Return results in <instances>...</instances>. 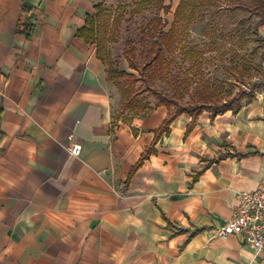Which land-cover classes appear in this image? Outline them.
I'll return each mask as SVG.
<instances>
[{
    "label": "crops",
    "instance_id": "obj_1",
    "mask_svg": "<svg viewBox=\"0 0 264 264\" xmlns=\"http://www.w3.org/2000/svg\"><path fill=\"white\" fill-rule=\"evenodd\" d=\"M102 2L0 0V264H264L216 235L264 178V88L156 139L77 35Z\"/></svg>",
    "mask_w": 264,
    "mask_h": 264
},
{
    "label": "rangeland",
    "instance_id": "obj_2",
    "mask_svg": "<svg viewBox=\"0 0 264 264\" xmlns=\"http://www.w3.org/2000/svg\"><path fill=\"white\" fill-rule=\"evenodd\" d=\"M180 0H103L101 23L114 67L138 75L128 68L124 51L128 42L135 48V58L142 65L146 44L141 31L154 17H161L168 31L173 13ZM170 6L165 14L163 6ZM253 0H185V6L173 30L170 51H165V64L161 73L148 72L149 86L173 98L181 105H191L211 96L209 103H221L234 96L245 85L264 80L261 53L264 45L257 42L255 24L258 17L251 13ZM120 96L121 91L114 86ZM141 82L132 94L140 90ZM255 95V94H254ZM138 100L151 107L156 99L148 92ZM245 100H242V106Z\"/></svg>",
    "mask_w": 264,
    "mask_h": 264
},
{
    "label": "trees",
    "instance_id": "obj_3",
    "mask_svg": "<svg viewBox=\"0 0 264 264\" xmlns=\"http://www.w3.org/2000/svg\"><path fill=\"white\" fill-rule=\"evenodd\" d=\"M184 6L185 0H180L173 13L172 26L168 31H165L166 23L159 16L154 17L143 27L141 31V40L147 46L146 56L142 65H138L136 62L135 48L132 42L127 43V47L124 51V58L128 64V68L137 72V76L124 70H118L114 67L111 52L107 46L108 41L105 39V35L103 34V30H105L106 26L101 23L99 11L101 4L98 5L97 13L94 16L88 17L85 26L77 32L78 37L83 39L84 42L95 45L96 55L105 67L107 81L112 83L121 91V110L123 112L129 111L137 113L144 112L149 109L150 107L142 105V102L138 100V97L145 92H148L156 99L154 104L155 107H166L168 110V117L162 126L156 131V139L158 136L168 131V126L171 122L181 114H186L192 118V121H195L202 112L210 113L211 118H214L216 115L224 114L228 111L236 113L242 107V100H245V104L249 103L254 98L255 92L264 88V80L262 82H253L250 87H247L243 77H241L238 82L241 85H244L248 89L247 91L245 89H240L234 96L229 97L221 103H209L207 100H211L212 97L206 96L202 98V101L195 102L191 105H181L173 98H170L169 96L149 86L148 72L153 70L151 72L153 75L156 71V77L157 74L161 73L166 62L163 53L165 51H170L172 48L173 30H175L176 22L180 13L183 11ZM162 10L165 14H168L170 12V6H163ZM250 11L258 17V22L255 24L254 28L256 40L264 45V37H261L258 34V28L264 25V0H253V6ZM261 60L264 61V49L261 53ZM139 82H141V89L132 94L131 92L133 91L134 86ZM150 152L151 148L144 152L135 168L140 166L142 161Z\"/></svg>",
    "mask_w": 264,
    "mask_h": 264
},
{
    "label": "built area",
    "instance_id": "obj_4",
    "mask_svg": "<svg viewBox=\"0 0 264 264\" xmlns=\"http://www.w3.org/2000/svg\"><path fill=\"white\" fill-rule=\"evenodd\" d=\"M68 151L78 156L79 145H70ZM236 205L233 216L217 229L216 235L222 240L238 236L255 253L264 251V178L256 189L235 195Z\"/></svg>",
    "mask_w": 264,
    "mask_h": 264
}]
</instances>
